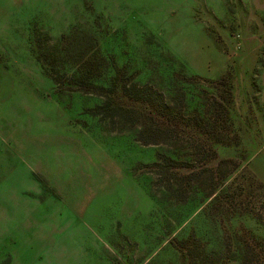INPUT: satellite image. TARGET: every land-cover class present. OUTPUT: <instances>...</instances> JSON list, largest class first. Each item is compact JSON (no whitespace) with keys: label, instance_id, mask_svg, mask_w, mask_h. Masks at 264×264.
Here are the masks:
<instances>
[{"label":"rangeland","instance_id":"374dc122","mask_svg":"<svg viewBox=\"0 0 264 264\" xmlns=\"http://www.w3.org/2000/svg\"><path fill=\"white\" fill-rule=\"evenodd\" d=\"M253 2L0 0V264H264Z\"/></svg>","mask_w":264,"mask_h":264},{"label":"trees","instance_id":"16d2710c","mask_svg":"<svg viewBox=\"0 0 264 264\" xmlns=\"http://www.w3.org/2000/svg\"><path fill=\"white\" fill-rule=\"evenodd\" d=\"M64 52L67 55V58L72 60L77 67V74H81V83L84 86L91 87L95 89V92H101L100 94L106 96L105 94L108 90H106L102 86H98L95 84H90L89 79L95 77L102 76V66L108 65L109 62L106 58H100V60H96L91 55V49H95L97 47V41L93 34L84 31H74L71 35L65 37L63 41ZM113 66V64H111ZM43 68L46 70V67ZM114 69L116 70V76L113 78V88L118 89L119 86L122 87L126 83L123 84V79L126 74L117 68L116 64L114 65ZM56 82H60L61 77L59 75L53 77ZM227 77H223L220 83L226 82ZM231 101L233 99L232 92H229ZM111 108L110 102L105 103L102 107H97V110H103L105 114H108L109 109ZM193 239V238H192ZM241 264H246L244 260Z\"/></svg>","mask_w":264,"mask_h":264},{"label":"crops","instance_id":"0c3cea01","mask_svg":"<svg viewBox=\"0 0 264 264\" xmlns=\"http://www.w3.org/2000/svg\"><path fill=\"white\" fill-rule=\"evenodd\" d=\"M252 1V0H250ZM254 2L252 3L253 5L256 6V2L257 0H253ZM264 0H260V2H262ZM262 7H264V3L261 5ZM261 80H262V86H261V95H260V101H261V105H262V109H263V112H264V68H263V71H262V77H261Z\"/></svg>","mask_w":264,"mask_h":264}]
</instances>
